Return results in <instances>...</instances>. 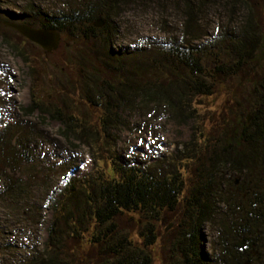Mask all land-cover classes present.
Returning a JSON list of instances; mask_svg holds the SVG:
<instances>
[{
	"label": "trees",
	"instance_id": "trees-1",
	"mask_svg": "<svg viewBox=\"0 0 264 264\" xmlns=\"http://www.w3.org/2000/svg\"><path fill=\"white\" fill-rule=\"evenodd\" d=\"M141 1L89 0L51 17L31 4L19 16L23 20H13L11 8H17V3L0 0V36L32 73L38 72L35 53L48 52L6 26V21L56 29L63 36L88 42L90 68L77 70L83 100L97 105L89 96L90 87L107 100V114L93 122L73 98L77 87L72 83L58 86L55 94L50 91L43 100L34 97L27 110L50 113L66 126L68 135L101 151L104 140H109L105 131L120 125V112L134 108L138 101L157 110L164 108L187 124L197 116V101L219 95L231 78H248V64L259 63L256 55L264 47L259 24L264 0L261 10L252 0H181L186 21L180 39L113 49L115 32L105 25L101 39L93 23L101 18L106 23L122 8ZM220 1L245 8L244 24L236 33H221L216 44H193L203 36L199 15ZM216 46L220 49L213 50ZM223 47H228V54ZM253 84L244 95L246 106H253L251 122L238 114L246 110L244 103L238 100L233 105L228 100L222 122L211 131L194 132L192 141L175 155L180 159L173 156L151 167L120 169L109 157H99L98 161L110 160L107 168L69 179L55 201L40 264H264V80ZM17 133L15 125L0 128V176L6 183L0 199L17 198L20 180L9 172L30 160L28 153L17 149ZM235 172L245 181L237 184L235 180L233 188L226 190L222 179ZM135 214L150 226L147 233L131 231ZM207 224L219 228L212 254L202 247ZM159 238L170 246L166 259L157 253Z\"/></svg>",
	"mask_w": 264,
	"mask_h": 264
},
{
	"label": "rangeland",
	"instance_id": "rangeland-1",
	"mask_svg": "<svg viewBox=\"0 0 264 264\" xmlns=\"http://www.w3.org/2000/svg\"><path fill=\"white\" fill-rule=\"evenodd\" d=\"M9 1L18 6L11 8L14 15H10V18L23 20L19 16L31 4L51 17L60 16L70 7L82 5L89 0ZM251 2L256 9L261 10V0ZM227 3L215 2L199 15L203 36L193 44H216L221 33H236L242 27L246 17L245 8H233ZM260 17L259 24L264 35V11L260 12ZM108 20L105 23L108 28L106 30L116 34L111 45L115 50L133 49L142 43L167 44L182 37L186 21L185 2L142 0L122 8L120 14L113 15ZM94 28L102 39L100 30L103 27ZM88 44L81 38L61 34L57 49L48 53L41 50L35 53L34 64L39 74L32 73L31 67L0 36V128L15 125L18 130L15 137L17 149L19 153H28L30 157V160L20 163L15 172H9L20 180L17 198L0 199V264H40L39 259L49 237L55 201L72 177H83L97 168H107L110 160L120 169H125L130 166L151 167L173 156L180 159L175 155L185 149V143L192 141L194 132L205 128L211 131L222 122L221 115L228 100L233 105H237L238 100L244 103L246 110L242 108L238 114L241 120H252L253 106H246L244 95L252 90L254 81L264 80V47L262 53L258 54L261 57L256 55L259 63L248 64V78H231L220 89L219 95L197 101V116L187 124L180 123L164 108L157 110L153 105L147 107L145 103L138 101L134 108L120 112V125L105 129L104 136L109 140H104L103 149L97 151L73 135H68L65 132L66 126L50 113L27 110L32 106L34 97L43 100L50 91L55 94L58 86L74 83L77 89L72 96L79 109L89 113L91 121L95 122L100 116L107 114V100L101 97L96 87L88 88L89 96L96 101V106L87 105L81 93L78 71L82 66L90 68L86 61L91 53ZM217 45L222 46L219 43ZM218 46L213 50L220 49ZM227 49L228 47H223L221 50L228 54ZM89 76L88 74L87 77ZM101 153L104 156H100ZM99 157H109L110 160L98 161ZM244 179L242 174L229 173L223 177L222 185L226 190L232 189L235 180L238 181L237 184H242ZM5 184L0 176V189ZM131 222L129 225L132 232H148L150 226L142 215L135 214ZM218 230V226L212 224H207L203 229L202 247L208 254L213 253ZM156 246L157 253L166 259L170 246L160 238ZM156 264L161 263L157 261Z\"/></svg>",
	"mask_w": 264,
	"mask_h": 264
},
{
	"label": "water",
	"instance_id": "water-1",
	"mask_svg": "<svg viewBox=\"0 0 264 264\" xmlns=\"http://www.w3.org/2000/svg\"><path fill=\"white\" fill-rule=\"evenodd\" d=\"M5 25L18 31L22 36L27 38L32 43L40 46L47 52H52L59 47L61 41V33L52 28L33 27L25 23L5 22ZM95 27L101 28L105 25L104 19H99L93 23ZM238 182V181H237ZM255 254H258L256 252ZM246 264H251L247 261Z\"/></svg>",
	"mask_w": 264,
	"mask_h": 264
}]
</instances>
